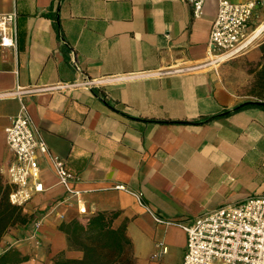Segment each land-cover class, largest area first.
Returning a JSON list of instances; mask_svg holds the SVG:
<instances>
[{"label":"crops","instance_id":"crops-1","mask_svg":"<svg viewBox=\"0 0 264 264\" xmlns=\"http://www.w3.org/2000/svg\"><path fill=\"white\" fill-rule=\"evenodd\" d=\"M216 9L217 0L197 16L184 0H0V13H17L16 47H0L1 181L8 185L6 128L23 103L74 173L86 209L65 197L43 158L45 189L22 207L39 225L24 236L10 229L0 253L28 256L17 264L79 258L59 225L116 211L136 264H177L186 241L178 223L264 193V101L244 99L230 77L240 56L258 50L203 65ZM256 15L263 22L264 7ZM86 78L94 82L26 91Z\"/></svg>","mask_w":264,"mask_h":264},{"label":"built area","instance_id":"built-area-1","mask_svg":"<svg viewBox=\"0 0 264 264\" xmlns=\"http://www.w3.org/2000/svg\"><path fill=\"white\" fill-rule=\"evenodd\" d=\"M184 1L191 4L193 14L197 16L206 0ZM262 7L264 0H217L206 48L207 60L203 65L216 67L244 53L259 35H253V31L260 24H256V14ZM16 43L17 13L15 10L2 12L0 47L14 49ZM93 82V79L86 78L74 83L33 86L26 91L87 86ZM6 146L10 154L6 179L10 186L8 199L11 204L23 207L45 189L40 177V161L46 158L57 182L64 187L65 197L75 200L79 213L86 212L81 191L72 184L74 173L66 167L62 157L49 150L23 103L6 128ZM115 187L124 188L123 185ZM140 196L141 193L136 194L138 200ZM154 219L169 222L157 215ZM38 225L39 221L35 220V229ZM178 225L184 230L186 241L182 259L177 264H264V193L225 203Z\"/></svg>","mask_w":264,"mask_h":264},{"label":"trees","instance_id":"trees-1","mask_svg":"<svg viewBox=\"0 0 264 264\" xmlns=\"http://www.w3.org/2000/svg\"><path fill=\"white\" fill-rule=\"evenodd\" d=\"M262 62L254 71L252 92L264 101V45L261 47ZM10 187L0 177V241L10 229L24 225L34 219L22 207L15 206L8 199ZM118 212H97L85 222L72 219L62 222L59 229L65 233L68 249L79 250V258L66 257L64 252L55 254L53 264H135L132 242L126 234V222L114 226ZM28 259L14 247L0 253V264H17Z\"/></svg>","mask_w":264,"mask_h":264},{"label":"rangeland","instance_id":"rangeland-1","mask_svg":"<svg viewBox=\"0 0 264 264\" xmlns=\"http://www.w3.org/2000/svg\"><path fill=\"white\" fill-rule=\"evenodd\" d=\"M262 45H264V30L259 33V35L254 39L252 44L245 51V53H247L252 50H258L255 58L252 60H248L245 56H240L235 66V70L230 74V77L233 78L234 83L237 85L238 92L245 95L244 99L257 98L251 89L254 82V71L262 62ZM33 222L34 221L31 220L24 225H18L14 228H20L19 234L24 236L27 233L26 229L33 226Z\"/></svg>","mask_w":264,"mask_h":264},{"label":"bare ground","instance_id":"bare-ground-1","mask_svg":"<svg viewBox=\"0 0 264 264\" xmlns=\"http://www.w3.org/2000/svg\"><path fill=\"white\" fill-rule=\"evenodd\" d=\"M262 30H264V22H262L255 28V30L253 31V35L260 33Z\"/></svg>","mask_w":264,"mask_h":264}]
</instances>
